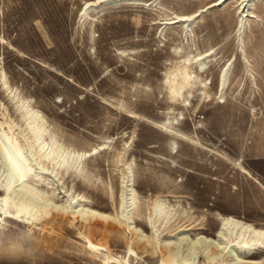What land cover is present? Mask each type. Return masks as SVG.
I'll return each instance as SVG.
<instances>
[{"label":"rangeland","instance_id":"rangeland-1","mask_svg":"<svg viewBox=\"0 0 264 264\" xmlns=\"http://www.w3.org/2000/svg\"><path fill=\"white\" fill-rule=\"evenodd\" d=\"M4 134L0 264H264V0H0Z\"/></svg>","mask_w":264,"mask_h":264},{"label":"bare ground","instance_id":"bare-ground-1","mask_svg":"<svg viewBox=\"0 0 264 264\" xmlns=\"http://www.w3.org/2000/svg\"><path fill=\"white\" fill-rule=\"evenodd\" d=\"M37 121H40L38 114L32 117V122L37 123ZM38 131L40 133V129L36 127L31 128V132L34 135V138L32 139V141H29V143H30V147H33V145H35L37 148V151L43 154L45 152L46 142L44 141V139H42L40 134H38ZM0 142L2 145V149H3V158L9 170L8 178L11 181V183L6 188V190H9L10 189L9 187H11L12 185H18L22 189L20 191L23 192L24 197L32 199L33 197H35V192L32 190L30 186L27 185V181L29 179H32V180H37V179L34 176L32 165L28 161L25 155L23 146L13 136H8L5 134L3 138L0 139ZM46 155H48V153ZM46 155L43 154V156H46ZM4 202L6 203V197L4 198ZM28 206H29L28 202L27 203L24 202V204L20 207L21 209L27 210ZM94 212L97 213L99 216L100 215L105 216L104 213H99L96 211ZM222 221L223 223L220 228V231L217 234H215L216 235L215 238L212 239L206 236L197 235V237L195 236L196 238L194 240H190L189 238L188 239L197 248L199 246H204L205 248H207L211 255H219L221 252H224V254L227 253V256L229 257L230 261L234 262L239 259V255L236 249L233 247V245L236 242L232 243V241H234V238H237L238 241L241 240V242L243 241L246 243L248 240H256L257 236H260L261 234L264 233V228L260 229V228L253 227L252 225L247 224L243 222L242 220L236 219L233 217H227L224 220L222 219ZM226 231L230 232L231 235L236 234V236H234V238H232L231 240L227 239V241L225 242L223 241L224 238L222 237V235ZM226 236L227 235H225V237ZM174 247L177 248V246H174ZM171 249H172L171 247H168L167 249V251H169V254H168L169 257H173V254L175 255L176 253V252L170 253ZM165 253L166 251H164V254Z\"/></svg>","mask_w":264,"mask_h":264}]
</instances>
